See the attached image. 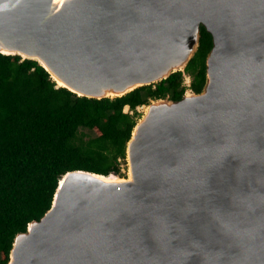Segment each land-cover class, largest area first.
<instances>
[{
    "label": "water",
    "instance_id": "95a60500",
    "mask_svg": "<svg viewBox=\"0 0 264 264\" xmlns=\"http://www.w3.org/2000/svg\"><path fill=\"white\" fill-rule=\"evenodd\" d=\"M200 25L202 91L147 105L127 179L63 175L7 264H264V0H0V53L114 98L183 71Z\"/></svg>",
    "mask_w": 264,
    "mask_h": 264
},
{
    "label": "trees",
    "instance_id": "16d2710c",
    "mask_svg": "<svg viewBox=\"0 0 264 264\" xmlns=\"http://www.w3.org/2000/svg\"><path fill=\"white\" fill-rule=\"evenodd\" d=\"M212 47L211 34L200 25L197 49L183 71L101 99L57 87L34 60L0 53V264H7L16 235L50 208L67 172L120 176V162L141 117L137 107L181 100L187 91L184 75L191 79L189 90L200 93Z\"/></svg>",
    "mask_w": 264,
    "mask_h": 264
},
{
    "label": "rangeland",
    "instance_id": "374dc122",
    "mask_svg": "<svg viewBox=\"0 0 264 264\" xmlns=\"http://www.w3.org/2000/svg\"><path fill=\"white\" fill-rule=\"evenodd\" d=\"M186 93H187V94H190L191 91H190V90H187ZM153 102H155V101H152L151 103H153ZM146 109H147V106H145V105H144V106H140V107H137V112H138L139 114H141V116H143L144 113H145V111H146ZM124 111L127 112V108H125ZM87 135H88V136H91V135H93V134L87 132ZM120 163H121V166H120V167H121V168H120V176H118V178H119V179H127V178H128V161H127V154H126V160H125L124 162L121 161Z\"/></svg>",
    "mask_w": 264,
    "mask_h": 264
},
{
    "label": "bare ground",
    "instance_id": "6f19581e",
    "mask_svg": "<svg viewBox=\"0 0 264 264\" xmlns=\"http://www.w3.org/2000/svg\"><path fill=\"white\" fill-rule=\"evenodd\" d=\"M63 0H55V2L57 3H61ZM58 83V82H57ZM58 85H60V83H58ZM107 181H115V180H118L116 179L115 177L113 176H108V177H105Z\"/></svg>",
    "mask_w": 264,
    "mask_h": 264
},
{
    "label": "built area",
    "instance_id": "2783aa9c",
    "mask_svg": "<svg viewBox=\"0 0 264 264\" xmlns=\"http://www.w3.org/2000/svg\"><path fill=\"white\" fill-rule=\"evenodd\" d=\"M184 83H185V85H186L187 87H189V85H190V78H189V77H185V81H184Z\"/></svg>",
    "mask_w": 264,
    "mask_h": 264
},
{
    "label": "clouds",
    "instance_id": "9594fccd",
    "mask_svg": "<svg viewBox=\"0 0 264 264\" xmlns=\"http://www.w3.org/2000/svg\"><path fill=\"white\" fill-rule=\"evenodd\" d=\"M185 77H189V76H187V75H184V81H185ZM189 78H190V77H189ZM184 81H183V84L185 85ZM190 81H191V79H190ZM185 87L187 88V90H189V88H190V85H189V87H187V86L185 85ZM185 93H186V92H185Z\"/></svg>",
    "mask_w": 264,
    "mask_h": 264
}]
</instances>
